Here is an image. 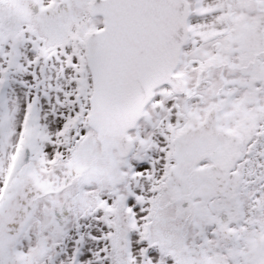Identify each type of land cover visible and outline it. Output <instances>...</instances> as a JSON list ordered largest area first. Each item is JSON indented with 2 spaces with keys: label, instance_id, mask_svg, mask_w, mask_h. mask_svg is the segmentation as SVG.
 I'll use <instances>...</instances> for the list:
<instances>
[{
  "label": "snow or ice",
  "instance_id": "6c2138e0",
  "mask_svg": "<svg viewBox=\"0 0 264 264\" xmlns=\"http://www.w3.org/2000/svg\"><path fill=\"white\" fill-rule=\"evenodd\" d=\"M0 264H264V0H0Z\"/></svg>",
  "mask_w": 264,
  "mask_h": 264
}]
</instances>
